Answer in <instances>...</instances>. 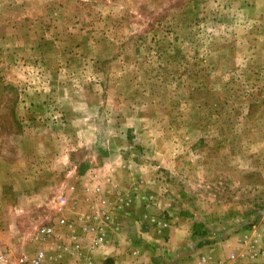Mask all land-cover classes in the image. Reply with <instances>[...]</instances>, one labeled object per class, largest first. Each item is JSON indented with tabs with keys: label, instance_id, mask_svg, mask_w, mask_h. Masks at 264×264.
Masks as SVG:
<instances>
[{
	"label": "rangeland",
	"instance_id": "374dc122",
	"mask_svg": "<svg viewBox=\"0 0 264 264\" xmlns=\"http://www.w3.org/2000/svg\"><path fill=\"white\" fill-rule=\"evenodd\" d=\"M137 207L264 234V0H0V264Z\"/></svg>",
	"mask_w": 264,
	"mask_h": 264
},
{
	"label": "crops",
	"instance_id": "0c3cea01",
	"mask_svg": "<svg viewBox=\"0 0 264 264\" xmlns=\"http://www.w3.org/2000/svg\"><path fill=\"white\" fill-rule=\"evenodd\" d=\"M90 202H84L85 207L82 208L83 205L78 207L72 217L77 220L81 219L82 214L89 212L88 205ZM139 202V200H136L137 205L141 204ZM138 207L143 208V206ZM138 207L136 212L133 210L126 217H121V215H118L119 213L116 214L117 219H111L110 222H116L119 219L118 217H121V222L118 225L107 226L108 228L103 229L105 238L101 245L92 253L97 263L99 261L98 264H200V259L203 256L212 259H223L237 249L241 241H253L254 238H258V235L263 236V233L259 234L260 230L253 228L232 234L230 237L221 240H214L208 229L202 227L197 219L191 218L188 209H183L184 211L174 216L173 223L176 222L177 225H169L166 228V233L170 236L166 243L169 262L163 261L164 253L162 251H165V249L159 247V243H156L158 239L152 236L151 233H153L152 229L154 228L144 227L143 223L141 224L144 219L139 221L141 212L138 211ZM124 219H128L129 222H134L135 224L130 227H124L120 225H126L123 222ZM81 226L82 222L77 221L76 232L79 234L83 233ZM96 235L97 233L88 232L84 243L89 245ZM59 245L60 243H56L52 247L55 248L54 251L57 253L62 252V248ZM126 249H128L127 252H125ZM133 250H138L137 255L134 254ZM61 257L66 260L69 259L65 254L61 255ZM65 264L73 263L68 261Z\"/></svg>",
	"mask_w": 264,
	"mask_h": 264
},
{
	"label": "built area",
	"instance_id": "2783aa9c",
	"mask_svg": "<svg viewBox=\"0 0 264 264\" xmlns=\"http://www.w3.org/2000/svg\"><path fill=\"white\" fill-rule=\"evenodd\" d=\"M88 222H91V217L88 218ZM60 227L63 230H67L68 238L64 241V244L61 245L60 243L59 246L62 249L65 246L71 258L66 260L61 257L62 253L55 255L43 249L38 251L32 259L22 258L17 264H65L68 261H71L73 264H98L93 258L92 251L98 248L100 242L104 240V232L98 233L97 236L99 237L93 238L91 243L86 245L84 239L88 236V232H93L91 224L85 225L82 234L77 233L74 225L70 224L69 226L66 220L60 221ZM64 233L66 235L65 231ZM262 235V237L258 235V238H254L253 241H241L240 246L226 258L212 259L203 256L200 259V264H264V234ZM137 253L138 251L135 252V254Z\"/></svg>",
	"mask_w": 264,
	"mask_h": 264
},
{
	"label": "trees",
	"instance_id": "16d2710c",
	"mask_svg": "<svg viewBox=\"0 0 264 264\" xmlns=\"http://www.w3.org/2000/svg\"><path fill=\"white\" fill-rule=\"evenodd\" d=\"M202 226V225H201ZM203 227V226H202Z\"/></svg>",
	"mask_w": 264,
	"mask_h": 264
}]
</instances>
